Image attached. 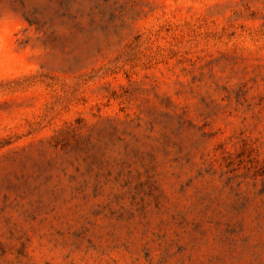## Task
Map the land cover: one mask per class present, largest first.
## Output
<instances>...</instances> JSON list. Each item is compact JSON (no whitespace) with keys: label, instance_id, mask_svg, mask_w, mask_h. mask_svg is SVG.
I'll return each instance as SVG.
<instances>
[{"label":"rangeland","instance_id":"1","mask_svg":"<svg viewBox=\"0 0 264 264\" xmlns=\"http://www.w3.org/2000/svg\"><path fill=\"white\" fill-rule=\"evenodd\" d=\"M0 264H264V0H0Z\"/></svg>","mask_w":264,"mask_h":264}]
</instances>
